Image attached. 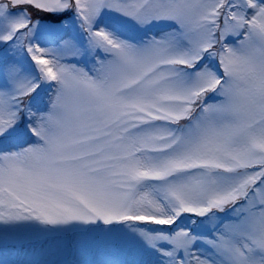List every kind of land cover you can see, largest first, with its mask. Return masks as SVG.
<instances>
[{
  "label": "snow or ice",
  "instance_id": "snow-or-ice-1",
  "mask_svg": "<svg viewBox=\"0 0 264 264\" xmlns=\"http://www.w3.org/2000/svg\"><path fill=\"white\" fill-rule=\"evenodd\" d=\"M0 264H264V0H0Z\"/></svg>",
  "mask_w": 264,
  "mask_h": 264
}]
</instances>
